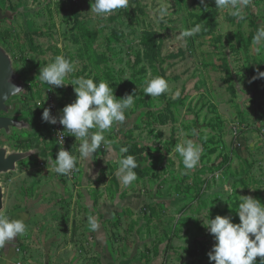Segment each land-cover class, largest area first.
Listing matches in <instances>:
<instances>
[{
  "label": "rangeland",
  "instance_id": "1",
  "mask_svg": "<svg viewBox=\"0 0 264 264\" xmlns=\"http://www.w3.org/2000/svg\"><path fill=\"white\" fill-rule=\"evenodd\" d=\"M92 4L0 0V45L10 52L25 86L9 102L10 116L26 123L9 135L0 131V148L35 151L16 172L0 176L3 211L24 201L30 208L34 203L37 214L36 231L24 237L14 264L40 262L34 251L45 256L47 245L63 258L67 251L83 262H99L89 215L98 219L96 231L107 232L119 261L215 264L208 256L215 243L204 227L208 220L229 216L238 224L240 197L264 203V78H259L264 41L253 44L264 25V0L240 6L244 20L232 16L231 8H216L215 0H129L126 8L103 18L91 12ZM161 7L168 12L163 18ZM198 23L195 36L177 39ZM57 55L75 65L59 88L39 78ZM81 76L108 82L117 98L136 94L125 123L105 132L112 150L102 144L86 159H79L80 141L59 123L62 109L76 99L71 81ZM156 76L168 81L169 90L159 97L145 95L147 82ZM45 108L56 124L42 120ZM185 139L203 148L194 170H186L174 151ZM61 146L78 158V170L69 175L52 166ZM120 147H128L122 155H134L139 165L138 179L128 187L115 174ZM103 198L113 208L116 200L130 206L110 209L104 219Z\"/></svg>",
  "mask_w": 264,
  "mask_h": 264
},
{
  "label": "clouds",
  "instance_id": "2",
  "mask_svg": "<svg viewBox=\"0 0 264 264\" xmlns=\"http://www.w3.org/2000/svg\"><path fill=\"white\" fill-rule=\"evenodd\" d=\"M204 0H201L203 3ZM129 0H94L91 5V12L103 18L111 15L117 9L128 6ZM251 0H215L216 8H231V15L240 20L245 17L241 15L238 8L248 6ZM207 7L204 8L206 10ZM161 18L168 14L167 8L159 9ZM201 30V24L186 29L180 33L177 39L195 36ZM264 41V25L257 28L253 37V44L260 45ZM259 51V48H257ZM75 71V65L64 55H57L54 61L40 69L39 78L41 82L57 88L65 86L66 77ZM254 77L253 79H256ZM259 78H264V72L259 73ZM74 86L76 99L73 103L62 109L59 118L60 125L70 134L79 140V159H86L101 148L103 144L109 151L113 141L108 140L105 132L110 130L114 123L121 124L126 121V110L130 109L135 101L136 94H125L123 98H117L108 82L101 80L94 82L92 78L84 76L71 81ZM169 90L168 81L162 76H156L147 82L144 88L145 95L159 97ZM21 91L16 88L14 92ZM13 92V93H14ZM239 96L244 100L245 93L241 89ZM179 98L180 92L174 93ZM42 120L56 124L57 119L51 115V110L45 108L42 113ZM95 129V131H91ZM195 129L193 133H195ZM63 144V142H62ZM174 151L183 158V165L186 170H194L200 164L202 145L192 139H185L174 146ZM121 157L118 159L116 177L125 186L132 185L138 179L135 169L139 166L134 155H122L129 152L128 147H120ZM35 153V151L31 152ZM52 159V158H51ZM77 156L71 151L60 147L57 158L52 159V166L57 174L69 175L77 171ZM241 200L235 211L239 217V223H233L232 217L217 215L209 219L207 226L204 225L213 235L215 243L208 253L209 261L215 264H256L257 257H260L259 264H264V203L252 196L240 197ZM87 223L92 231L99 228L97 217L89 215ZM27 225L23 219H12L3 211H0V249L13 241V238L25 234Z\"/></svg>",
  "mask_w": 264,
  "mask_h": 264
},
{
  "label": "crops",
  "instance_id": "3",
  "mask_svg": "<svg viewBox=\"0 0 264 264\" xmlns=\"http://www.w3.org/2000/svg\"><path fill=\"white\" fill-rule=\"evenodd\" d=\"M47 185V184H46ZM101 206L99 208V213L103 216L104 219L109 218L111 215L109 214V210H122L124 208H127L130 206L128 201L122 200V203L119 204L117 203L116 200V208H113L112 206H109V204H112L111 202L105 201L103 198L102 200L99 201ZM21 206L17 209H6L3 211L6 215H8L12 219H23L27 225V230L25 234L13 238V241L11 243H8L4 246L3 249H0V264H14L15 262H18L20 260V254L17 252V250L20 248V244L23 242L24 237L26 236H32L31 231H36L35 229L32 228L33 221L36 217L37 214H34L33 210L31 209L33 207V204L31 205V208L29 207L28 202H22L21 201ZM127 205V206H126ZM129 205V206H128ZM33 212V213H32ZM113 213L115 211H112ZM29 231V232H28ZM93 235L95 237V249L98 255L100 256V261L99 262H94L93 260H88L86 259V262H83L79 259L75 258V255L67 252L66 255L61 257V251L57 252L56 249L52 248L50 245L45 247L43 246V250H46V255L44 256V253L41 252L40 255L38 251H34L36 257L40 260L38 262L37 260L34 261H28V264H139L137 262L130 261V262H122L117 259L115 256L114 252L112 249L109 247V238L108 234L106 231H94ZM64 255V254H62Z\"/></svg>",
  "mask_w": 264,
  "mask_h": 264
},
{
  "label": "water",
  "instance_id": "4",
  "mask_svg": "<svg viewBox=\"0 0 264 264\" xmlns=\"http://www.w3.org/2000/svg\"><path fill=\"white\" fill-rule=\"evenodd\" d=\"M2 12L0 11V15ZM19 88L21 91L14 90ZM14 92V93H13ZM25 86L19 82V77L14 68V61L8 49L0 45V131L10 134L13 129L23 130L26 123L16 120L10 116L12 106L9 102L23 94ZM29 152H10L8 148H0V176L14 173L17 171L18 164L27 160L34 153ZM5 192L0 179V211L4 209Z\"/></svg>",
  "mask_w": 264,
  "mask_h": 264
},
{
  "label": "built area",
  "instance_id": "5",
  "mask_svg": "<svg viewBox=\"0 0 264 264\" xmlns=\"http://www.w3.org/2000/svg\"><path fill=\"white\" fill-rule=\"evenodd\" d=\"M18 253H20V248L17 250Z\"/></svg>",
  "mask_w": 264,
  "mask_h": 264
}]
</instances>
